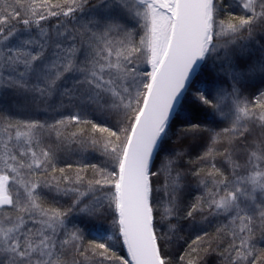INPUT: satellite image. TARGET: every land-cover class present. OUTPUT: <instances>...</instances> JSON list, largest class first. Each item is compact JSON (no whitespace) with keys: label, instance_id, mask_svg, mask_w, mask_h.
Segmentation results:
<instances>
[{"label":"snow or ice","instance_id":"obj_1","mask_svg":"<svg viewBox=\"0 0 264 264\" xmlns=\"http://www.w3.org/2000/svg\"><path fill=\"white\" fill-rule=\"evenodd\" d=\"M210 261L264 264V0H0V264Z\"/></svg>","mask_w":264,"mask_h":264},{"label":"trees","instance_id":"obj_2","mask_svg":"<svg viewBox=\"0 0 264 264\" xmlns=\"http://www.w3.org/2000/svg\"><path fill=\"white\" fill-rule=\"evenodd\" d=\"M149 70H150V67H149ZM6 102L11 103L10 100H7ZM39 118H40V119H45L46 116L43 115V114H41V115L39 116ZM193 143H195V142H193ZM199 151H200V149L197 148L196 151L193 153V158H194V156H195L196 154L199 153ZM73 159H77V158L74 157ZM85 162H88V163H96V162H98V161L94 160V159L92 158L91 155H88V156L86 157ZM82 226H83V225H82ZM86 231L94 233V232H95V229H93V228H91V227H87V228H86ZM192 231H193V230H192L190 227H188V226L186 225V226H185V230H184V232L182 233V235L187 239L188 236H189V234L192 233ZM89 238H91V236H89ZM171 251H172V253H173V260L175 261V260L178 258V257H177V253L183 251V249H182L179 245H175V246H173V247L171 248ZM209 264H211V261L209 262Z\"/></svg>","mask_w":264,"mask_h":264}]
</instances>
